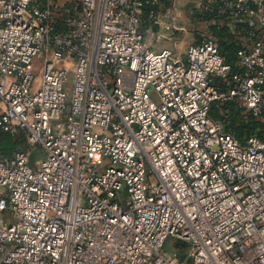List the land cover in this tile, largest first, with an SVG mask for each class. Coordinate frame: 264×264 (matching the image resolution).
Segmentation results:
<instances>
[{"label": "built area", "instance_id": "1", "mask_svg": "<svg viewBox=\"0 0 264 264\" xmlns=\"http://www.w3.org/2000/svg\"><path fill=\"white\" fill-rule=\"evenodd\" d=\"M195 1L246 25L239 70L175 57V0H0V131L41 152L0 156V264H264V139L210 116H264V0Z\"/></svg>", "mask_w": 264, "mask_h": 264}, {"label": "trees", "instance_id": "2", "mask_svg": "<svg viewBox=\"0 0 264 264\" xmlns=\"http://www.w3.org/2000/svg\"><path fill=\"white\" fill-rule=\"evenodd\" d=\"M143 18L146 19L145 11ZM204 18L225 22L223 25L213 27L211 34L215 37L219 53L224 58L226 64L231 67L233 72L239 70L237 51L243 44L237 37H246V25L232 19L219 18L212 14H204ZM55 28L57 31H64L65 29L62 22H57ZM244 110L240 104L238 105L235 102H214L211 105L210 116L213 120L223 122L224 129L232 133L241 144L254 137L264 139V116L255 118L249 115L246 110L244 113ZM219 112H222V114ZM18 131V134L0 131V156L11 158L15 153L27 152L29 150L25 132L22 130Z\"/></svg>", "mask_w": 264, "mask_h": 264}, {"label": "rangeland", "instance_id": "3", "mask_svg": "<svg viewBox=\"0 0 264 264\" xmlns=\"http://www.w3.org/2000/svg\"><path fill=\"white\" fill-rule=\"evenodd\" d=\"M59 9H62L63 13L69 14L71 9L69 8L72 3H75L76 0H54ZM173 15L175 18V24L178 30H183L184 32L178 31L175 34L178 42L176 45V58H182L185 54L186 48L191 43H196L203 38H212L215 40L213 34H211V29L216 25H223L224 21H219L216 19H206L204 15L200 14L196 10V3L190 2V0H186V2L182 5L180 3H176L173 7ZM162 48H170L174 49L173 43L171 41H164L160 44L154 46V49L160 50ZM216 102H234V101H226V100H218ZM237 103V102H235ZM238 104V103H237ZM239 105V104H238ZM222 114V112H219ZM245 113V110H244ZM19 131L15 130L11 134H18ZM29 155L32 161H37L41 157V152L38 149L29 150ZM178 249L180 254L184 253L181 247H184L185 244L178 243ZM181 246V247H180Z\"/></svg>", "mask_w": 264, "mask_h": 264}, {"label": "crops", "instance_id": "4", "mask_svg": "<svg viewBox=\"0 0 264 264\" xmlns=\"http://www.w3.org/2000/svg\"><path fill=\"white\" fill-rule=\"evenodd\" d=\"M186 2V0H175V3H174V5L176 4V3H180V5H182V4H184ZM190 2L192 3V2H196L195 0H190ZM237 39L242 43V44H244V42H245V38H243V37H237ZM162 49H170V48H162ZM162 49H160V50H162Z\"/></svg>", "mask_w": 264, "mask_h": 264}]
</instances>
